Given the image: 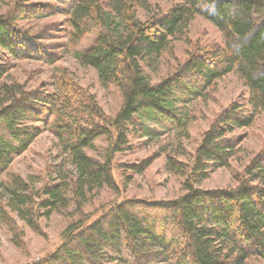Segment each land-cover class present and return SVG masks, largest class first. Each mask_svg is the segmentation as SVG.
Segmentation results:
<instances>
[{
	"label": "trees",
	"instance_id": "trees-1",
	"mask_svg": "<svg viewBox=\"0 0 264 264\" xmlns=\"http://www.w3.org/2000/svg\"><path fill=\"white\" fill-rule=\"evenodd\" d=\"M22 0L15 11L0 15V177L23 155L43 131L58 140L71 171L66 180L37 193L48 217L70 200L79 217L61 234V244L47 257L30 264H247L264 260V148L254 156L233 188L201 189L199 182L220 168H228L240 149L235 131L253 125L264 114V0H167L165 12L139 18L151 8L148 0H46L29 5ZM63 15L69 27V49L76 52L86 36L95 41L76 59L93 69L99 83L114 87L121 105L106 116L94 100L57 69L54 91L26 90L7 82V62L32 60L55 64L47 32L28 35L17 25L22 18ZM201 17L222 35L211 48L195 46L167 75L152 81L162 57L174 42L187 40L189 26ZM237 73L248 88L246 106L229 104L202 134L191 164L170 156L167 167L185 178L184 194L173 200L149 202L123 199L106 204L95 214H83L82 204L96 189L119 192L112 172L115 154L129 149L132 129L153 121L162 129L187 135L180 107L199 100L211 86ZM248 106V107H247ZM247 107V108H246ZM141 136L161 134L140 126ZM103 138V162L88 156ZM150 161L130 166L140 174ZM5 190L7 207L32 230L38 215L32 193L17 175ZM4 212V211H3ZM0 212V220H6ZM3 216V217H1Z\"/></svg>",
	"mask_w": 264,
	"mask_h": 264
},
{
	"label": "rangeland",
	"instance_id": "rangeland-1",
	"mask_svg": "<svg viewBox=\"0 0 264 264\" xmlns=\"http://www.w3.org/2000/svg\"><path fill=\"white\" fill-rule=\"evenodd\" d=\"M21 1L0 0V15L12 13ZM45 1L24 2L35 5ZM148 1L151 8L147 12L138 10V16L143 20L156 11L165 12L173 5L167 0ZM17 25L28 35L47 32L52 38L46 43L52 45L51 50L59 53L60 59L53 65L32 60H11L7 62V82L24 85L27 91L52 92L58 69L88 94L106 116L115 115L121 105L117 90L101 86L96 72L81 66L76 59L75 54L85 52L95 41L94 35L86 36L77 46L76 52H73L69 49V27L63 15L45 19L19 16ZM222 42V35L210 22L196 17L189 26L187 40L174 42L172 52L162 57L159 70L149 72L151 80L157 81L171 72L176 62L183 61L195 46L211 48ZM248 96V88L240 76L235 72L230 73L214 83L202 98L180 107L181 116L188 125L186 136L181 132L162 129L155 122L146 119L139 125L136 124L135 128L131 127L129 149L115 154L112 159V172L119 192L113 194L104 188L94 190L82 204L83 214L96 216L101 207L123 199L156 202L173 200L184 194L185 178L170 172L167 167L168 157L172 156L176 161L190 165L202 134L214 118L233 102L246 106ZM140 126L162 133L142 137L136 131ZM234 134L242 138L236 157L228 168L214 170L207 179L199 182V188L224 189L236 185L249 161L264 148V114H257L252 126L237 130ZM106 151L107 143L103 138L95 142L93 150H85L88 156L101 162L105 159ZM148 160L149 165L140 174L130 169V166H139ZM69 171L71 167L60 143L50 131L45 130L23 155L13 161L8 172L0 177V212L4 211L6 215V220H0V264H30L52 254L61 244L62 232L70 222L79 217L76 206L69 199L68 204L59 206L46 217L44 210L39 207L43 198H37V193L46 186L66 180ZM10 175L21 177L28 185L29 193L33 195L32 209L38 215L36 231L7 207L9 193L3 185L8 183ZM247 264H264V260L250 258Z\"/></svg>",
	"mask_w": 264,
	"mask_h": 264
}]
</instances>
